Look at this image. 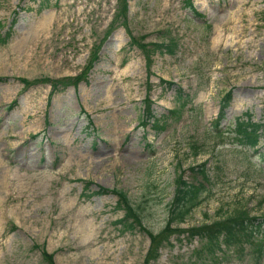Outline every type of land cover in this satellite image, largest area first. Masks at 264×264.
<instances>
[{"label": "rangeland", "instance_id": "1", "mask_svg": "<svg viewBox=\"0 0 264 264\" xmlns=\"http://www.w3.org/2000/svg\"><path fill=\"white\" fill-rule=\"evenodd\" d=\"M47 1L0 0V264H47L42 249L54 264H145L146 230L164 227L175 177L202 181L190 171L202 162L205 198L181 229L244 202L264 215V133L258 151L207 134L229 90L222 127L246 112L264 121V0H192L201 18L183 0H127L138 40L176 41L173 54L149 52V67L122 26L110 30L117 0ZM84 74L54 93L19 80ZM146 98L155 117L180 113L162 130L140 125ZM113 188L126 192L143 228L122 231ZM186 234L170 235L148 264H264V251L255 262L247 245L200 259Z\"/></svg>", "mask_w": 264, "mask_h": 264}, {"label": "trees", "instance_id": "2", "mask_svg": "<svg viewBox=\"0 0 264 264\" xmlns=\"http://www.w3.org/2000/svg\"><path fill=\"white\" fill-rule=\"evenodd\" d=\"M47 0H41V5H47ZM118 9L115 13V19L112 21L113 27L122 26L129 36V44L138 48L146 58V64L149 67L151 65V54L149 52H156L158 50L169 54H173L176 48L175 39L169 37L166 42L162 43H151L148 45L138 40L133 33L129 30L126 25V8L127 0H117ZM183 6L187 8L193 16L201 18L203 15L198 12L193 5L192 0H183ZM9 33L7 32L2 41L8 38ZM92 58H96L94 53ZM85 74L82 76L70 78L66 77L58 80L51 79H38L29 81L24 78L19 80L25 87L37 83H48L51 85V92L61 88H66L69 85L76 86L81 80H83ZM3 78H0V80ZM163 80V79H161ZM168 85H173L170 81H165ZM183 89L179 86L175 90V97L180 102L179 107H183L188 102V96L183 94ZM232 98V91H227L221 98L217 117L212 120L211 128L207 132L208 136L217 140V144H230L232 146H239L241 148H249L253 151H258V144L260 138L264 133V121L257 122L253 121L249 113H244L241 116H237L234 119V125H227L222 127L221 120L225 115V109L229 105ZM143 104L145 105L143 114L140 117L139 124L146 125L152 120V127L156 130H162L166 127L168 119L176 118L180 113V108H174L169 110L168 114L162 115L161 117H155L149 98L144 99ZM191 148L195 150V154L200 152V145L196 142L191 143ZM217 168H219L217 166ZM209 167L206 166V162L199 163L198 165L191 166L190 171L196 176L201 177L202 181L188 182L182 174H178L175 179L174 196L169 203L168 217L164 227L157 233L147 229V235L150 238V245L148 254L145 259V264H148L150 259H156L159 256V249L167 242L169 237L173 233L186 234V239L193 241L197 239L198 247L196 249V255L200 259L204 260H216L217 253L221 252L224 256L227 250H241L244 249V245L249 247L250 254L255 258V262L262 257L264 251V215L256 216L251 213V209L247 206L246 202L234 205L231 209L225 213H218L214 219L210 221H203L198 226H191L188 229H181L180 224L190 216L192 211L198 207L204 200V194L207 190V183L210 181L208 173ZM87 190V187L86 189ZM99 192L107 191V189L100 188ZM116 197V208L123 211L121 218L117 219L116 223L121 226L122 231H128L135 228L136 225L142 227L141 218L139 212L131 203L126 192L119 188L111 189ZM143 228V227H142ZM36 246V245H34ZM37 247V246H36ZM41 255L47 264H54L52 255L46 250H41ZM257 264V263H256Z\"/></svg>", "mask_w": 264, "mask_h": 264}]
</instances>
